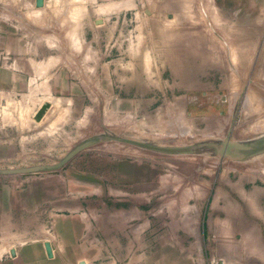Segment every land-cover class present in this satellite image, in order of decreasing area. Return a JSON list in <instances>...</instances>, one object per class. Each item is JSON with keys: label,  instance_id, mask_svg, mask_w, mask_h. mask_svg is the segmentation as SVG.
<instances>
[{"label": "rangeland", "instance_id": "obj_1", "mask_svg": "<svg viewBox=\"0 0 264 264\" xmlns=\"http://www.w3.org/2000/svg\"><path fill=\"white\" fill-rule=\"evenodd\" d=\"M0 241L264 264V0H0Z\"/></svg>", "mask_w": 264, "mask_h": 264}, {"label": "crops", "instance_id": "obj_2", "mask_svg": "<svg viewBox=\"0 0 264 264\" xmlns=\"http://www.w3.org/2000/svg\"><path fill=\"white\" fill-rule=\"evenodd\" d=\"M12 243L0 241V264H61L54 250V257L48 253L46 243L26 244L19 252Z\"/></svg>", "mask_w": 264, "mask_h": 264}, {"label": "bare ground", "instance_id": "obj_3", "mask_svg": "<svg viewBox=\"0 0 264 264\" xmlns=\"http://www.w3.org/2000/svg\"><path fill=\"white\" fill-rule=\"evenodd\" d=\"M215 14V13H214ZM123 68V67H122Z\"/></svg>", "mask_w": 264, "mask_h": 264}]
</instances>
